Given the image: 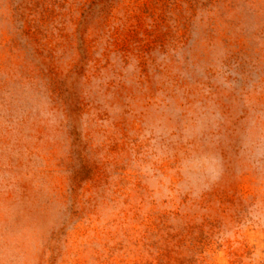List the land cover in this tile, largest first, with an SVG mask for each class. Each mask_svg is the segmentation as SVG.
I'll list each match as a JSON object with an SVG mask.
<instances>
[{"label": "rangeland", "instance_id": "1", "mask_svg": "<svg viewBox=\"0 0 264 264\" xmlns=\"http://www.w3.org/2000/svg\"><path fill=\"white\" fill-rule=\"evenodd\" d=\"M0 264H264V0H0Z\"/></svg>", "mask_w": 264, "mask_h": 264}]
</instances>
